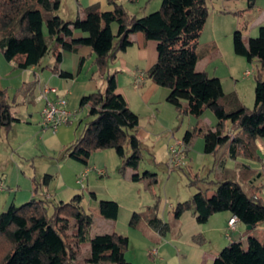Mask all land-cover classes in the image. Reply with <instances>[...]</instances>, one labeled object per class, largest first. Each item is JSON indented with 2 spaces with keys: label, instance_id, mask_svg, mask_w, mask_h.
<instances>
[{
  "label": "trees",
  "instance_id": "trees-1",
  "mask_svg": "<svg viewBox=\"0 0 264 264\" xmlns=\"http://www.w3.org/2000/svg\"><path fill=\"white\" fill-rule=\"evenodd\" d=\"M208 1L162 0L158 10L137 16L116 0H108L113 10L103 11L100 4H95L75 19L66 20L58 13L61 0H0V52L23 70L41 66L50 55L54 62L46 67L60 78L73 79L74 73L61 66L64 52L77 53L82 47H91L96 74L106 80V87L82 95L79 108L87 110L89 119L80 137L60 151L62 157L88 165L93 153L113 148L121 161L122 175L130 169L132 181H148L150 187L158 184L157 172L139 173L144 148L138 135L140 116L117 92V74L110 69L118 55L133 45V34L140 33L144 43L157 42L158 60L145 72L146 77L169 90L167 101L175 107L178 117L199 118L211 109L218 120L214 128L197 125L187 130L183 136L186 151L202 136L205 153L214 156L216 166L225 161L223 148L230 159L262 161L257 140L264 137V24L258 35L247 41L242 30L233 33L235 53L250 63L258 62L255 102L249 108L236 91L225 92L220 77L197 69L202 58L199 40L209 17ZM253 6L254 0H249L246 10ZM85 60L80 59L78 71ZM37 83H24L18 98L32 103ZM16 122L20 119L15 116L13 102L2 89L0 138L10 133ZM237 167L248 166L238 162ZM51 179L46 174L43 184H49ZM192 184L198 191L176 203L172 211L175 220L191 211L199 223H206L216 213L230 212L250 225L251 231L264 223V199L257 194L261 187L249 194L241 180L226 177L209 180L198 176ZM38 185L35 181V193ZM93 196L96 197L94 193ZM83 200L84 194H76L69 201L54 203L52 212L50 201L45 199L12 203L0 213V264H80L81 247L86 242L90 248L83 264H134L126 257L128 236L114 230L92 233L94 215L83 207ZM119 209L116 200H100V215L113 223ZM144 218L161 236L171 231V223L159 214V200L145 215L135 211L130 226L137 228ZM194 241L202 245L206 238L197 234ZM214 264H264V238L251 234L246 240L230 242Z\"/></svg>",
  "mask_w": 264,
  "mask_h": 264
},
{
  "label": "crops",
  "instance_id": "crops-1",
  "mask_svg": "<svg viewBox=\"0 0 264 264\" xmlns=\"http://www.w3.org/2000/svg\"><path fill=\"white\" fill-rule=\"evenodd\" d=\"M116 1L126 6V8L132 14H135L137 16H143L147 14V0ZM95 4H100L103 11L113 10L114 8V6L110 4L108 0H61V5L58 13L62 18L66 20H72L75 19L79 14H82L85 8ZM130 7H132V9ZM246 15L248 16V18L253 17L254 20L252 29L253 31H258L259 27L264 24V0H254L253 8L248 10ZM247 27L248 25L246 26V28ZM113 28L115 30V26H113ZM211 42L214 43L212 48L213 52L205 51L202 53V58L197 64V69L204 70L211 76L220 77L221 80L223 78L222 74L232 76L233 71L230 65H228V63L226 62L224 55L221 52L219 38L214 37ZM81 58H85L86 60L83 63L82 69L78 71ZM87 58H94L92 49L88 46L82 47L77 53L67 51L64 52L63 63L65 60L69 59L74 64L73 69L70 70L75 75L73 79H63L53 73L49 77H47L45 76V72L47 69H43L44 65L32 66L26 70L21 69L25 77V82H29L30 77L32 76V74H34V79L37 80L38 83L34 89V101L32 103H27L23 100L22 97L21 99H18L17 103H19L21 106L19 107L20 109H14V111L15 116L20 119V122L14 123L15 133L12 137L15 138V136H18L20 131H22L23 133L25 132V134L28 133L29 135H32L30 137L31 140L35 138L38 139L40 146L52 153H57L64 147L71 145L75 137L72 132L73 128H70V126L73 125L74 122L71 120L68 124L60 126L57 130L43 129L41 110L39 111L40 121H38L36 118L34 121V111L31 109V105H35L38 102H43L37 100V97L43 91V88L45 86H51L57 88L60 95L66 96V98L68 99L69 108L73 110L72 112L74 114L79 113L82 110L79 108V102L83 94L93 92L98 89L103 90L106 87V80L100 78L96 74V71L93 72L92 76L84 77L81 79V73L87 65ZM157 60V42L154 40H149L144 43L142 35L136 34L133 38V45L129 47L126 52L120 53L116 60L111 64L110 68L111 73L116 72L117 74V92L121 93L126 98L130 108L140 116L138 135L142 139L143 146H145L148 150H151L154 155H156V153L158 152L157 147L158 145H160V133L164 130L170 131L173 128V126L170 125V122H173L175 124V121H177L176 109L171 103L167 101L169 90L165 87L157 85L151 79L147 78L145 74V72ZM14 61L15 60L8 63L9 65L17 67V63ZM252 63L258 65L257 61H253ZM38 67L43 70L37 71ZM221 69L223 71H221ZM123 76H126L125 80H123ZM30 82H32L31 79ZM224 90L225 92H228L225 88ZM191 117L192 116H187L184 120L185 130L181 135L182 138L187 130H192L195 126L200 125V122H198V120L194 121ZM192 121L196 123L193 125ZM209 121L211 125L210 127L212 128H214L218 123L215 115L212 118H209ZM33 122H35L38 128H40L39 131L37 130V128L36 130L28 128L33 124ZM22 124H27L29 126L26 128H20V125ZM35 131H38V134L34 137L33 132ZM10 133H12V131ZM10 133H3L0 138V142L2 141L4 135L5 139L8 140L7 142H9V137L11 136ZM261 141H264V137L257 140L258 153L263 157L262 161L247 159L244 157L233 160L227 156L226 151L223 148L221 155H223L225 161L220 167L215 165V158L213 155L205 153V141L203 144L199 140H197L191 150H197V154H199L202 159L206 155L207 157H211H205V159H207L206 161L208 162V164L212 166V170H214V172L216 168L220 170L219 173L217 171L215 178L212 180H217L225 177L236 178L241 180L242 182L244 180H247L252 189H258V187H260L264 180V145L261 144ZM169 144L170 143L165 145L166 157L168 156ZM107 155L110 156V152L106 150H100L93 153L88 165L77 162L82 165L80 167H83L81 174L84 172L88 173L84 181L87 180L89 183V177L95 171H97L96 174L99 177L108 176V161H106L105 159ZM69 159L71 158H66L67 161H69ZM230 161H234L236 163L241 162L246 164L248 167H244L241 169L236 166V168L229 169L227 167ZM71 165L73 164L71 163ZM80 167H78L76 170H80ZM117 167L118 165L114 166L113 170H116ZM100 171H103L104 173H101ZM142 172L143 171H140L139 169V173ZM132 174L133 171L128 169L123 175H120L119 179H121L122 177L125 186L144 182L132 181ZM77 177L79 178V176ZM63 180L67 182V180ZM76 184L72 183L71 186L68 185L67 193H64L65 190H63L61 191L62 194L59 193L60 191L55 192L54 195L50 193L48 188L49 184L45 187L44 190L40 192V195H38L37 192L35 195L33 192L31 193V191H27L23 193L22 200H20L18 204L28 202L36 196L40 197V199H54L55 203L60 201H69L72 198L73 194L79 193L76 189ZM93 193L96 197L93 196ZM212 193L213 191L211 190L209 194L211 195ZM257 194L259 195V191L257 192ZM126 196H131V199L124 204L120 199H114L120 205L119 215L116 220V227L114 231L124 236H128L130 242L133 236H139L145 242H143L145 246L144 256H134L133 258L128 259L134 264H170L171 261L174 260L176 264H214V261L219 255L220 251L230 242L236 240L232 237L231 234L226 233V230H233L235 234H238L240 236L239 240H246L247 237L252 234L251 229H248L247 225H245L240 220L236 222L235 228H232L229 225V220L233 217L230 212L216 213L209 219L208 222L199 223L196 216L191 211L185 212L179 219L175 220L173 218V222H170L172 226L171 231L165 236H161L157 231L153 230L146 221L145 226L143 227L144 230H142L143 232H141L139 230L140 225L137 228H132L130 226V220L133 213L135 211L138 212L135 206L136 203L133 200L134 194L126 192ZM56 198H58V200ZM102 199L103 198L99 197L95 190H92L90 192V196H88L85 200V203L88 204L87 209L92 212L94 216L97 213H100L99 203ZM12 202L9 204V206L12 204ZM175 204L176 202L170 203L172 210ZM165 211V209H161L159 212L161 217L165 221L169 222L172 216H166ZM262 225H264V223ZM197 234H203L205 236V244L201 245L194 241V236ZM223 235H226L229 240L226 241L224 238L225 236ZM147 236H149L150 239L147 238ZM152 241L156 242L157 245H153L154 243ZM148 242H152V245H147ZM153 249L157 250V255L149 254Z\"/></svg>",
  "mask_w": 264,
  "mask_h": 264
},
{
  "label": "rangeland",
  "instance_id": "rangeland-1",
  "mask_svg": "<svg viewBox=\"0 0 264 264\" xmlns=\"http://www.w3.org/2000/svg\"><path fill=\"white\" fill-rule=\"evenodd\" d=\"M147 2L148 14L158 10L161 6L162 0H147ZM208 7L209 17L199 40L198 51L200 53H203L205 51L213 52L212 48L214 43L211 41L212 39H214V37L219 38L221 52L224 55L226 62L228 63V65H230L233 71L232 76L222 74V83H224V88L226 89V91H228L227 93L236 91L240 100L247 107L253 108L255 102V77L258 65L250 63L244 57L237 55L234 51L233 44V33L237 29L242 30L243 36L246 41L250 37H256L258 35V31H253L252 29L254 20L253 17L248 18V16L246 15L248 12L246 10L248 8V0H209ZM130 8L132 9V7ZM247 25L248 27L246 28ZM116 28L117 26L115 25V30ZM136 34H133L132 38H134ZM94 58H87V65L81 73V79L84 77L92 76L93 72L96 71V67L94 66ZM53 62V57H51L50 55H47L43 59L42 65H44L43 69H47L45 72V76L47 77H49L52 72L46 66H48L50 63L53 64ZM62 67L66 70H71L73 69L74 64L72 63V61L67 59L64 61V63L62 62ZM39 68L40 67H38L37 71L43 70ZM222 69L221 71H223ZM247 71H250L251 74L246 75ZM34 78L35 76L34 74H32V76L30 77L32 82L35 81ZM122 78L123 80H125L126 76H123ZM27 82H25L23 71L18 67L9 65L8 61L3 57V53L0 52V90L5 89L7 91L9 99L11 102H13V107L16 110L20 109L19 107L21 106L19 103H17L18 99H21V97L18 98V91L24 85V83ZM51 96H54V94H51ZM42 107L43 102H38L35 105H31V109L34 111V121L35 118L40 121L39 111L42 110ZM72 114L73 115L70 121L72 120L74 124L71 125L70 128H73L72 132L75 137L73 142H75L80 137L89 118L87 117L86 109H82L79 113L76 114L72 112ZM212 115L214 116L213 111L211 109H207L201 117L196 118L192 116L191 118L194 121L198 120L201 126L210 127L211 125L209 118H212ZM186 117L187 116L180 118L178 117V114H176L177 121H175V124L173 122H170V125L173 126V128L170 131L164 130L160 133L161 140L159 143L160 145H158L157 147L158 152L156 153V155H154V153L151 152V150H148L145 146L143 148V159L141 162L140 171L151 170L157 172L158 174V184L152 187L148 186V181H144L135 185L125 186L122 177L121 179H119L120 175H122L119 172L121 161L113 148L104 149L110 152V156L107 155V157L105 158L106 161H108L107 168L109 174L107 177H99L96 174L97 171H95L90 175L89 183L87 180L82 183H77V176L80 177L81 175L79 174H81L83 170V167H80L82 165L77 163L79 161H76L73 158L67 161L66 158L70 157H62L60 155L61 150L57 153L47 151L45 148L40 146L38 139L35 138L31 140L30 137L32 135H29L28 133H26V135L25 132L23 133L22 131H20L18 136H15V138L12 137L15 133V127L13 125L14 129L12 128L11 130L12 133H10L11 136L9 137V142H7L8 140L5 139V135L0 142V213L5 211L12 201H14L12 203L16 205H21L18 203L20 200H22L23 193L31 191V193L33 192L36 195V193L34 192L35 181L39 184L37 193L38 195H40V192L44 190L48 185L43 184V179L46 174H49L52 176V179L49 182L48 188L49 192L53 195L55 194V192L59 191V193L62 194L61 191L63 190H65L64 193H67L68 185L71 186L72 183H77L76 189L79 192L78 194H84L83 207L87 211H89L87 209L88 204L85 203V200L88 196H90V192L92 190H95L99 197H102L105 200L120 199L123 204L131 199L132 195L126 196L127 192L130 194H134L133 200L136 203L135 206L139 213L145 215L154 207V205L159 200V211L161 209H165V215H169V217L172 216L169 222H173V210L170 206V203L185 201L189 199L194 193H196L198 191L197 186L192 183L193 181L197 180L198 176L207 177L209 180H212L215 178L217 171L218 173L220 172V170H218L217 168L215 172L214 170H212V166H210V164H208V162L206 161L207 159H205L207 155L202 159L201 156L197 154V150L186 151V149L183 158V166L171 170L172 167L168 165V156L166 157L165 155V145H167L168 143H170L169 146L174 145L177 144L178 141L183 140L181 135L185 130L184 120ZM194 121H192L193 125L196 123ZM28 126L29 125L27 124H22L20 125V128H26ZM28 128L32 130H36L37 128L38 131L40 130L35 122H33V124ZM38 131L33 132L34 137L38 134ZM197 140L204 144V139L202 136L197 137L195 143L197 142ZM261 144L264 145V141H261ZM261 158L263 157L261 156ZM71 163L73 165H71ZM116 165H118L117 169L113 170V167ZM236 166V162L230 161L227 168L233 169L236 168ZM78 167H80V170L77 171L76 169ZM63 179L67 180V182H65ZM243 184L249 194L254 193V191L256 190L251 188L247 180H244ZM260 187L261 189L259 190V195L262 199H264V180ZM74 195L76 194H73V196ZM34 198L40 199V197L38 196ZM56 199L58 200V198ZM49 201L51 203V206H49V212H52L51 207L55 203V200L52 199ZM115 225L116 221L113 223L112 221L102 217L100 213H97L94 216L92 233L98 234L111 232L115 230ZM144 226L145 218L143 219L139 227V230L141 232H143L142 230H144ZM226 233L231 234L232 237L236 239L235 241H238L240 239V236L238 234H235L233 230H226ZM252 234L257 236L259 239H263L264 225H260L256 230H252ZM223 236H225L224 238L226 241L229 240L226 235ZM147 238H149V236H147ZM143 242V239H141L139 236H133L131 238L129 248L126 252L127 259H131L134 256H144L145 246ZM152 242H148L147 245H152ZM153 243V245H157L156 242ZM205 243L206 241L203 244ZM89 248L90 244L88 242L82 244L81 255L78 258V262L80 264L84 263V258L86 257ZM170 264H176L175 260L171 261Z\"/></svg>",
  "mask_w": 264,
  "mask_h": 264
},
{
  "label": "built area",
  "instance_id": "built-area-1",
  "mask_svg": "<svg viewBox=\"0 0 264 264\" xmlns=\"http://www.w3.org/2000/svg\"><path fill=\"white\" fill-rule=\"evenodd\" d=\"M251 74L250 71L246 75ZM51 94L54 96H51ZM37 100L43 101L44 105L41 110L42 128L57 130L60 126L68 124L72 117V111L68 108L66 96L60 95L57 88L45 86L43 91L38 95ZM185 144L184 141H178L177 144L170 145L168 149V165L172 168L183 166L184 163ZM104 173L103 171H100ZM87 172L81 174L77 182L82 183L87 177ZM238 221L236 216L229 220V225L235 228ZM151 255H156L157 250H151Z\"/></svg>",
  "mask_w": 264,
  "mask_h": 264
},
{
  "label": "water",
  "instance_id": "water-1",
  "mask_svg": "<svg viewBox=\"0 0 264 264\" xmlns=\"http://www.w3.org/2000/svg\"><path fill=\"white\" fill-rule=\"evenodd\" d=\"M248 229H251L252 227L250 225L247 226Z\"/></svg>",
  "mask_w": 264,
  "mask_h": 264
}]
</instances>
